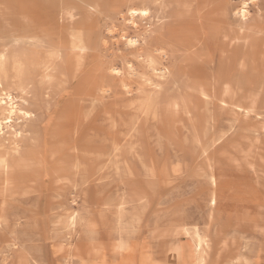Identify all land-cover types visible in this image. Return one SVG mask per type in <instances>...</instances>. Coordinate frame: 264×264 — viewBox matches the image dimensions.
Returning <instances> with one entry per match:
<instances>
[{"label": "rangeland", "instance_id": "374dc122", "mask_svg": "<svg viewBox=\"0 0 264 264\" xmlns=\"http://www.w3.org/2000/svg\"><path fill=\"white\" fill-rule=\"evenodd\" d=\"M241 1L0 0V264H264L209 245L264 232V0L230 28Z\"/></svg>", "mask_w": 264, "mask_h": 264}, {"label": "crops", "instance_id": "0c3cea01", "mask_svg": "<svg viewBox=\"0 0 264 264\" xmlns=\"http://www.w3.org/2000/svg\"><path fill=\"white\" fill-rule=\"evenodd\" d=\"M239 212L240 211H237V213H235V215H233L232 217L234 218L238 217L239 215L237 214H239ZM257 213L259 212L254 210L249 211V214L251 215H255ZM244 222L247 223V221ZM236 223H239V221H236ZM250 228H253V226L250 225ZM223 230H224L223 232L214 231L210 234L209 245H220V242L222 241H224V245H259V244L264 245V232H253L254 229H252L250 231H244V233L242 234L239 231H237L236 226L234 227L230 226V228L227 227L224 228Z\"/></svg>", "mask_w": 264, "mask_h": 264}, {"label": "bare ground", "instance_id": "6f19581e", "mask_svg": "<svg viewBox=\"0 0 264 264\" xmlns=\"http://www.w3.org/2000/svg\"><path fill=\"white\" fill-rule=\"evenodd\" d=\"M162 1H163V0H162ZM253 1H254V0H253ZM155 2H156V0H155ZM155 2H154V4H155ZM162 3H163V2H162ZM257 3H258V2H257ZM228 7H229V6H228ZM176 9H177V8H176ZM187 10H188V9H187ZM187 10H186V11H187ZM135 11H136V10H134V9H128V12L131 13V14L134 13ZM146 11H147L146 9H141V10H140V12H142L143 14H144ZM147 12H148V11H147ZM227 12H228V19H229L230 28H231V22H230V20H231L233 17H236L239 21H243V22H244V20H245V18H246V15H247V12H248L247 9L245 8V1H244V0L241 1V6L237 9V11H235V12H233V13H230V8H228V11H227ZM129 13H128V14H129ZM135 13H137V12H135ZM158 13H159V12H158ZM200 13H201V12H200ZM143 14H142V15H143ZM177 14H178V13H177ZM179 14H180V13H179ZM123 15H124V14H123ZM223 15H224V14H223ZM258 15H259V14H258ZM65 16H66V15H65ZM68 16H69V15H68ZM72 16H73V15H72ZM121 16H122V15H121ZM134 16H135V15H134ZM140 16H141V15H140ZM157 16H158V14H157ZM232 16H233V17H232ZM155 17H156V16H155ZM160 17H161V16H160ZM169 19H170V18H169ZM180 19H182V18H180ZM156 20H158V18H157ZM178 21H179V20H178ZM169 22H170V21H169ZM193 23H195V22H193ZM169 24H170V23H169ZM235 27H236V29H237L236 32L241 31V29H242L238 24H237ZM158 34H159V33H158ZM128 45H129V44H128ZM21 48L23 49V46H22ZM22 49H20V50H22ZM3 51H4V50H3ZM23 52H24V51H23ZM164 52H165V51H164ZM20 53H22V52L19 51L18 54L20 55ZM161 53H162V51H161ZM161 53H160V54H161ZM5 56H6V55H5ZM16 56H17V55H16ZM1 57H2V56H1ZM13 57H14V56H13ZM17 57H18V56H17ZM19 57H21V56H19ZM161 57H162V56H161ZM142 58H143V57H142ZM6 59H7V58H6ZM17 59H18V58H16V60H17ZM145 59H146V58H145ZM147 59H149V58H147ZM0 60H1V59H0ZM16 60H15V58H14V61H16ZM150 60H151V59H150ZM150 60H149V61H150ZM5 61H6V60H5ZM5 61H4V62H5ZM11 61H13V58H12ZM59 61H60V60H59ZM142 61H143V60H142ZM146 61H147V60H146ZM149 61H148V62H149ZM2 62H3V61H2ZM2 62H1V63H2ZM18 62H19V61H18ZM34 62H36V61H34ZM143 62H145V61H143ZM148 62H147V63H148ZM162 62H163V60H162ZM16 63H17V62H16ZM16 63H15L14 65H16ZM37 63H38V62H37ZM40 63H42V62H40ZM40 63H39V64H40ZM5 64H6V63H5ZM148 64H150V63H148ZM3 65H4V64H3ZM14 65H13V66H14ZM0 66H1V65H0ZM155 67H156V66H155ZM39 68H40V67H39ZM153 68H154V67H153ZM153 68L150 69V70H154V72H155V69H153ZM4 69H5V68H4ZM15 69H16V68H15ZM46 69H47V67H46ZM1 70L3 71L2 68H1ZM159 70H160L162 73H165V69H164V68L161 67ZM2 71H1L0 73H2ZM6 71H7V70H6ZM121 71H122V70H121ZM114 72H115V71H114ZM3 73H5V70H4ZM115 73H116V72H115ZM5 74H6V73H5ZM1 75H4V74H1ZM129 75H130V74H129ZM156 76H157V75H156ZM163 77H164V76H163ZM136 79H137V78H136ZM84 82H85V81H84ZM87 82H88V81H87ZM88 83H90V82H88ZM85 84H86V83H85ZM174 84H175V83H174ZM90 85H93V84H90ZM158 85H159V84H158ZM93 86H94V85H93ZM93 86H92V87H93ZM85 87H86V86H85ZM94 87H95V86H94ZM82 89H83V88H82ZM143 93H144V92H143ZM155 95H156V94H155ZM28 96H29V95H28ZM153 97H154V96H153ZM155 97H156V96H155ZM155 97H154V100H155ZM9 100H10V99H9ZM144 100H145V99H144ZM147 100H148V99H147ZM7 101H8V100H7ZM139 101H141V100H139ZM174 101H176V100H174ZM210 102H211V101H210ZM143 103H144V102H143ZM169 103H170V102H169ZM169 103H168V104H169ZM177 103H178V102H177ZM144 104H145V103H144ZM150 104H151V103H150ZM150 104H149V106H151ZM154 104H155V102H154ZM154 104H153V105H154ZM168 104H167V105H168ZM170 104H171V103H170ZM172 104H173V103H172ZM167 105H166V106H167ZM175 105H176V104H175ZM127 106H128V105H127ZM172 106L174 107V105H172ZM172 106H171V107H172ZM12 107H13V106H12ZM151 107H152V106H151ZM168 107H169V106H168ZM179 107H180V106H179ZM9 108H11V106H10ZM13 108H14V107H13ZM169 108H170V107H169ZM175 108H176V107H175ZM181 108H182V106H181ZM154 110H155V109H154ZM159 110H160V109H159ZM159 110H158V112H159ZM161 110H162V109H161ZM10 111H11V109H10ZM169 111H170V110H169ZM11 112H12V111H11ZM166 112H167V111H166ZM168 113H169V112H168ZM22 116H23V115H22ZM9 118H10V117H9ZM7 125H8V123H7ZM8 126H9V125H8ZM14 136H15V135H14ZM185 254H186V253H185ZM129 257H130V256H129ZM192 258H193V257H192ZM124 259H125V258H124ZM126 259H127V258H126ZM126 259H125V261H126ZM131 259H132V258H131ZM141 259H142V258H141ZM141 259H140V260H141ZM127 260H129V259H127ZM189 260H190V259H189ZM123 261H124V260H123ZM186 262H187V261H186ZM129 263H130V260H129Z\"/></svg>", "mask_w": 264, "mask_h": 264}]
</instances>
